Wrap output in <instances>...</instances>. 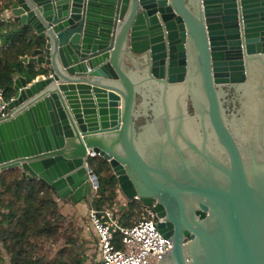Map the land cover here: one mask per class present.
<instances>
[{
  "label": "water",
  "instance_id": "water-1",
  "mask_svg": "<svg viewBox=\"0 0 264 264\" xmlns=\"http://www.w3.org/2000/svg\"><path fill=\"white\" fill-rule=\"evenodd\" d=\"M10 2L40 74L13 81L0 173L76 205L102 158L127 201L156 202L158 264H264V0Z\"/></svg>",
  "mask_w": 264,
  "mask_h": 264
},
{
  "label": "trees",
  "instance_id": "trees-1",
  "mask_svg": "<svg viewBox=\"0 0 264 264\" xmlns=\"http://www.w3.org/2000/svg\"><path fill=\"white\" fill-rule=\"evenodd\" d=\"M8 4L2 9L8 8ZM34 40L30 30L21 27L16 19L0 21V88L4 90L6 99L13 96L12 87L16 77L21 76L32 82L40 74L33 65H25L20 60L30 54ZM88 166L98 181V198L94 201V208L101 210L105 204L111 208L118 186L115 176L109 174V164L102 158H93L89 159ZM4 196L9 198L5 200ZM134 203L129 201L127 211L121 212L117 221L119 226L132 225L127 223V219L137 208ZM137 206L140 208L139 204ZM62 219L54 193L43 182L27 180L18 169L0 173V247L9 255V264H39L26 251V247L30 246L31 239L48 241L56 237ZM96 241L98 243L97 237ZM84 261L82 258L60 264H84ZM0 264H4L1 255Z\"/></svg>",
  "mask_w": 264,
  "mask_h": 264
},
{
  "label": "built area",
  "instance_id": "built-area-1",
  "mask_svg": "<svg viewBox=\"0 0 264 264\" xmlns=\"http://www.w3.org/2000/svg\"><path fill=\"white\" fill-rule=\"evenodd\" d=\"M13 20L9 10L0 16V21ZM12 97L6 99L0 88L1 117L6 115ZM89 213L90 225L98 240V250L90 264H158L164 258L161 255L172 248L170 241L159 233L150 208H145L141 219L128 227L119 226L118 217L108 210L91 209Z\"/></svg>",
  "mask_w": 264,
  "mask_h": 264
},
{
  "label": "rangeland",
  "instance_id": "rangeland-1",
  "mask_svg": "<svg viewBox=\"0 0 264 264\" xmlns=\"http://www.w3.org/2000/svg\"><path fill=\"white\" fill-rule=\"evenodd\" d=\"M5 1V0H3ZM2 1V2H3ZM1 8V7H0ZM109 174H112L110 171ZM97 189H92L90 195L82 202L73 205L68 201L58 200L57 202L59 213L63 219L58 225L57 236L48 240H30V246L26 247V251L31 254L34 260L39 261V264H60L62 261L66 263L74 262L77 259L84 258V264H90L95 257L98 249V243L92 228L90 227V210L94 208V201L98 198ZM9 196H4L3 199H8ZM137 207L130 214L127 223L134 224L142 217V211L138 208L137 202L134 203ZM128 201L116 190V198L113 206L107 207L106 204L102 209L113 213L114 217H119L121 212L127 211ZM0 255L4 264H9L10 257L0 247Z\"/></svg>",
  "mask_w": 264,
  "mask_h": 264
},
{
  "label": "flooded vegetation",
  "instance_id": "flooded-vegetation-1",
  "mask_svg": "<svg viewBox=\"0 0 264 264\" xmlns=\"http://www.w3.org/2000/svg\"><path fill=\"white\" fill-rule=\"evenodd\" d=\"M221 94H222L223 106L225 108L227 117L230 118L231 116H236L237 118H239L241 116V109H240V104H239L238 97H237L235 90L233 88L222 89ZM137 111L140 115L143 116L146 113V116H147L146 118L145 116H143V118H139V120L137 121V126L143 125L146 120L150 119L149 115L151 114V111L146 110L142 106V104L141 106L138 107ZM133 201L139 204L141 211H143L145 208H150L152 210L157 220V226L159 223H163V218L158 217L157 214L153 211V206L156 204L155 201L149 207L144 206L139 200H133ZM166 239L171 242L169 238H166Z\"/></svg>",
  "mask_w": 264,
  "mask_h": 264
},
{
  "label": "crops",
  "instance_id": "crops-1",
  "mask_svg": "<svg viewBox=\"0 0 264 264\" xmlns=\"http://www.w3.org/2000/svg\"><path fill=\"white\" fill-rule=\"evenodd\" d=\"M11 0H5V1H3V2H0V6H1V9H0V16L6 11V10H9V6H10V4H11V2H10ZM6 3H9L8 4V8H3L2 9V6H4V5H6ZM34 81V80H33ZM32 81V82H33ZM54 197H55V195H54ZM56 198V197H55Z\"/></svg>",
  "mask_w": 264,
  "mask_h": 264
}]
</instances>
